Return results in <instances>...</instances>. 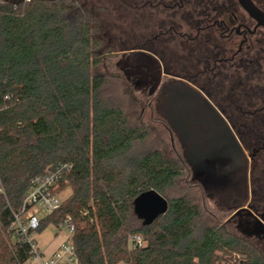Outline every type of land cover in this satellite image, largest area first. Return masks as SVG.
<instances>
[{"label": "trees", "instance_id": "1", "mask_svg": "<svg viewBox=\"0 0 264 264\" xmlns=\"http://www.w3.org/2000/svg\"><path fill=\"white\" fill-rule=\"evenodd\" d=\"M111 2L121 14L133 8ZM98 29L80 0H0V264L32 258L28 242L10 228L13 211L31 179L60 162L73 165L61 182L70 192L37 230L60 228L70 216L80 264H264L255 245L207 215L196 184H183V155L149 143V127L131 109V83L101 69L110 47ZM199 84L244 138L251 126L263 130V122L244 118L252 108L246 85L220 94ZM260 156L253 171L259 198ZM151 188L169 208L144 224L134 201ZM134 233L143 245L130 244Z\"/></svg>", "mask_w": 264, "mask_h": 264}, {"label": "flooded vegetation", "instance_id": "2", "mask_svg": "<svg viewBox=\"0 0 264 264\" xmlns=\"http://www.w3.org/2000/svg\"><path fill=\"white\" fill-rule=\"evenodd\" d=\"M133 12L135 46L122 51L116 65L127 74L135 91L146 98V106L153 105L164 118L160 105L175 79L185 80L205 95L200 82L220 94L227 88L246 85L252 108L244 118L252 124L255 120L264 123V0H134ZM142 52L155 56L161 64L160 83L153 92V74L158 68L153 70L137 61ZM216 107L249 159L247 192L244 196L218 193L222 185L211 183L207 172L195 173L185 160L192 169L191 182L197 181L205 195L231 212L222 224L235 225L237 235L252 245H264V178L260 198L253 191L254 166L260 155L264 157V125L260 132L251 126L244 138ZM232 117L243 118L238 114ZM203 207L206 209L205 204ZM253 237L257 243L250 240Z\"/></svg>", "mask_w": 264, "mask_h": 264}, {"label": "water", "instance_id": "3", "mask_svg": "<svg viewBox=\"0 0 264 264\" xmlns=\"http://www.w3.org/2000/svg\"><path fill=\"white\" fill-rule=\"evenodd\" d=\"M246 6L251 10V6ZM137 61L148 64L153 70L158 68L153 74L156 79L151 89L153 92L162 75L159 60L142 52ZM160 106L163 117L183 147L184 159L188 160L194 172H207L211 183H220L222 187L218 193L225 196L242 193L244 196L249 159L230 123L213 102L185 80L175 79ZM134 204L135 212L144 224L153 222L169 208L168 200L154 188L141 192Z\"/></svg>", "mask_w": 264, "mask_h": 264}, {"label": "rangeland", "instance_id": "4", "mask_svg": "<svg viewBox=\"0 0 264 264\" xmlns=\"http://www.w3.org/2000/svg\"><path fill=\"white\" fill-rule=\"evenodd\" d=\"M113 1L115 2V0ZM125 1H127L125 4H133V0ZM80 3L96 17L99 26V31L97 30L99 32L98 36L102 39L103 47H110V50L105 54L104 63L101 69L105 72L125 76L116 65V61L121 58L120 55L122 51L125 49H132L135 46V20L133 8H130V6L126 7L125 14L123 15L118 12V6L115 3H112L111 0H80ZM193 76L198 78L197 74H193ZM131 86L137 99L135 105L132 106L131 109L134 110L137 115H140L142 121L149 127V143L154 142V144L159 145V147L164 149L169 155H182L183 149L178 140L177 134L169 126L168 122L158 114L153 105L146 106V98L135 91L133 84H131ZM186 170L183 184H189L192 179V169L187 163ZM196 184L195 191L202 201V205L205 204L207 215L213 218L216 222L221 224L225 223L231 212L222 209L220 205L214 202L212 197H209L210 195L207 196L204 194L197 181ZM59 191L64 197L70 192V188H61L60 184ZM225 226L229 232L240 234L235 225L232 226L225 224ZM66 237L67 234L65 227L58 228L54 224H48L44 229L36 230L34 233V238L37 241V246L40 249L43 258L49 257L54 250L58 248L62 241L66 239ZM250 240L252 242L257 241L254 237ZM255 246L264 253V245ZM25 264H39V260L36 256H32V258Z\"/></svg>", "mask_w": 264, "mask_h": 264}, {"label": "built area", "instance_id": "5", "mask_svg": "<svg viewBox=\"0 0 264 264\" xmlns=\"http://www.w3.org/2000/svg\"><path fill=\"white\" fill-rule=\"evenodd\" d=\"M72 167V163L60 162L44 174L33 177L23 197L21 208L18 211H13L10 228L28 242L30 252L32 256L38 258L39 264H80L74 242L75 224L70 216L60 226V228L65 227L66 229V239L49 257H42L34 238V233L42 219L54 213L62 205L63 196L59 187ZM0 192H4L1 184ZM129 240L132 246L144 244L143 237L138 233L130 235Z\"/></svg>", "mask_w": 264, "mask_h": 264}]
</instances>
